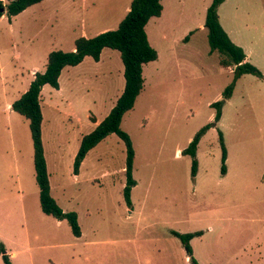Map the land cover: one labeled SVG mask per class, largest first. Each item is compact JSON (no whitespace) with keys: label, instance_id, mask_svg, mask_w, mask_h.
Instances as JSON below:
<instances>
[{"label":"rangeland","instance_id":"obj_1","mask_svg":"<svg viewBox=\"0 0 264 264\" xmlns=\"http://www.w3.org/2000/svg\"><path fill=\"white\" fill-rule=\"evenodd\" d=\"M130 1L42 0L0 18V243L12 264H191L170 230L200 231L189 241L198 264H264V0H225L217 9L230 39L262 73L237 79L217 122L211 104L233 72L207 42L211 0H160L162 15L145 28L159 57L143 65V88L120 125L134 149L130 206L116 134L73 172L81 138L93 129L86 106L102 120L123 89L119 52L105 48L98 63L87 57L67 67L61 92L45 85L39 102L50 192L63 211L76 212L81 235L42 213L28 121L7 104L27 90L34 67L43 72L50 51H71L77 37L117 28ZM206 125L193 176L192 157L182 151Z\"/></svg>","mask_w":264,"mask_h":264},{"label":"trees","instance_id":"obj_2","mask_svg":"<svg viewBox=\"0 0 264 264\" xmlns=\"http://www.w3.org/2000/svg\"><path fill=\"white\" fill-rule=\"evenodd\" d=\"M42 0H8L4 3L0 0V17L8 18L16 16L27 7L37 4ZM225 0H211L206 9L204 27L207 29V42L210 51H217L218 64L224 68H232L233 79L224 89L223 98L211 104L216 108L214 119L217 122L221 116V108L224 101L231 96L234 85L243 74L261 76L262 73L251 63L246 61V54L242 47L235 44L219 22L217 9ZM162 5L160 0H131L129 10L119 22L117 28L106 30L93 37L79 36L74 40V49L71 51L52 50L47 55V61L43 72H35L27 90L11 104V109L22 115L28 121V127L33 146V168L35 181L39 191V206L43 214L52 216L58 220L66 219L71 233L75 237L81 235L75 211H63L52 197L48 180L46 161L44 158L41 140L42 111L39 97L43 85L48 84L58 89V78L65 66H75L87 56L98 61L104 48L117 50L123 64L124 86L115 104L109 113L92 129L85 134L80 141L79 148L73 161V172L78 173L80 164L87 152L110 134H116L125 146V176L123 196L128 206L131 205L130 191L135 185L132 177L134 149L132 142L124 130L121 129L123 115L133 108L136 97L143 88V65L157 59V51L150 45L145 25L152 17H159ZM188 36L183 41H187ZM209 128L202 127L182 154L192 157L191 173L194 176L197 169L195 158L197 144L201 135ZM221 146V173H225L226 149L222 134L219 131ZM183 244L191 264H198L192 256L189 241L201 234L200 231L180 233L170 230ZM0 254L4 264H12L6 253L3 243H0Z\"/></svg>","mask_w":264,"mask_h":264},{"label":"crops","instance_id":"obj_3","mask_svg":"<svg viewBox=\"0 0 264 264\" xmlns=\"http://www.w3.org/2000/svg\"><path fill=\"white\" fill-rule=\"evenodd\" d=\"M131 2V1H130ZM130 4V3H129ZM32 6V5H31ZM31 6H29V7H27L25 10H27V9H29ZM25 10H23L22 12H24ZM129 10V6H127L126 7V11H128ZM22 12H20V13H22ZM19 13V14H20ZM162 13H163V6H162V10H161V14H160V16L162 15ZM18 15V14H17ZM159 16V17H160ZM6 17V15H3V16H1L0 18H5ZM14 17V16H13ZM152 18H156V17H152ZM152 18H150V19H152ZM149 19V20H150ZM9 20V19H8ZM149 22V21H148ZM148 22H147V24L145 25V28H146V26L148 25ZM108 28H103V29H101L98 33H100V32H102V31H105V30H107ZM145 32H146V30H145ZM97 33V34H98ZM147 34V33H146ZM207 35V34H206ZM184 39V38H183ZM183 39H181V41L182 42H187V41H183ZM74 49V47L71 49V50H73ZM105 49V48H104ZM48 55V54H47ZM100 56H101V54H100ZM87 57H89V56H87ZM87 57H85L84 59H83V61L87 58ZM159 57V55L157 54V58ZM47 58V57H46ZM101 60V58H99V60L98 61H95V62H99ZM82 61V62H83ZM82 62H80L79 64H77V65H75V66H65L62 70H61V73H60V75H59V78H58V83H59V87H58V89H55L54 88V90L58 93V92H61V78H62V75H63V72L66 70V68L67 67H76V66H78V65H80ZM45 69V68H44ZM44 71V70H43ZM35 72H38V70H37V68L36 67H34L33 69H32V71H31V74L34 76V73ZM30 83V82H29ZM45 85H48V84H45ZM45 85H43V87H42V89H41V92L43 91V89H44V86ZM50 86V85H49ZM53 88V87H52ZM122 91V90H121ZM121 93V92H120ZM120 93L117 95V97H116V100H117V98H118V96L120 95ZM51 94V93H50ZM41 98H42V94L40 93V97H39V100H41ZM116 100H115V102H116ZM68 104L70 105V106H72V103L71 102H68ZM115 104V103H114ZM113 104V105H114ZM9 107H11L10 105V103H8L7 104ZM113 106H111V108H112ZM111 108L108 110V112L107 113H109V111L111 110ZM86 109H87V111H88V114L86 115V118L88 119V120H90V122H91V124H92V128L94 129V127L101 121V120H99L94 114H93V112H91V107H90V105H87L86 106ZM70 110H71V108H70ZM72 111V110H71ZM70 111V112H71ZM72 114H73V111L71 112ZM76 120L77 121H79L80 119H78L77 117H76ZM198 145V144H197ZM197 150V149H196ZM177 154L178 155H180V153H179V151H177Z\"/></svg>","mask_w":264,"mask_h":264}]
</instances>
